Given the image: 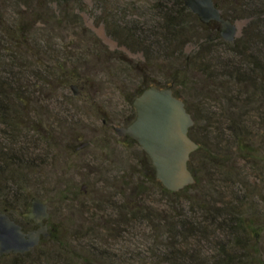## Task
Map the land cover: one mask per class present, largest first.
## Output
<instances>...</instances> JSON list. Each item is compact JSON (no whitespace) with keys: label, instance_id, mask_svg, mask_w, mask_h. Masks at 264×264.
<instances>
[{"label":"rangeland","instance_id":"1","mask_svg":"<svg viewBox=\"0 0 264 264\" xmlns=\"http://www.w3.org/2000/svg\"><path fill=\"white\" fill-rule=\"evenodd\" d=\"M249 1L215 0L238 27L231 45L217 37L216 24L169 2L184 15L187 31L170 49L155 44L145 51L119 31L135 24L154 33L167 0H0V80L12 69L23 90L21 103L0 87V112L20 119L13 129L0 113V147L17 141L12 147L27 149L37 166L23 164L14 174L26 186L20 197L29 200L9 214L31 228L22 213L37 196L49 207L52 232L28 254L3 256L0 264H170L178 256L184 264L194 251L207 264H228L222 247L242 258L229 264H264V74L254 72L262 78L247 88L220 66L239 60L250 14L264 12V1L259 12L246 8ZM204 63L208 73L200 69ZM143 81L171 87L199 116L209 142L219 126L242 116L262 160L245 157L234 138L219 137L227 153L220 159L231 173L207 166L200 154L191 159L194 170H204L197 181L178 193L162 191L148 154L115 131L134 120ZM11 173L0 180L1 197L12 196L4 191ZM190 221L204 228L186 240L177 223Z\"/></svg>","mask_w":264,"mask_h":264},{"label":"trees","instance_id":"2","mask_svg":"<svg viewBox=\"0 0 264 264\" xmlns=\"http://www.w3.org/2000/svg\"><path fill=\"white\" fill-rule=\"evenodd\" d=\"M179 2L182 7L187 9V6L185 5L183 0H167V3L164 5V7L161 10V20L163 21L159 27H156V31L151 33V30H147L149 32V35H146L140 27L137 25L132 26H125L121 27L119 33L125 37L126 40H131L132 42L145 44L146 46H143L145 51L149 49V46H154L155 44H162V47L165 49H170L171 46L176 45L178 41H180V37L185 34L186 27L184 22V15L178 10L175 9L173 5L168 4L169 2ZM264 0H250L249 3H245L246 8L248 7L249 10H254L256 12H259V8L262 7ZM216 6L218 8L219 4L216 3ZM259 7V8H258ZM221 10V9H220ZM222 12V11H221ZM225 16V15H223ZM250 16L254 19L244 33V39L242 38L240 41L244 42V48H241L237 43L240 52L236 53L235 56H239V60L236 59H224L223 62L220 61V66L225 71H233L235 76L237 77V82L242 87H257V80L258 78L261 79V75L254 74L257 70L259 72L264 74V67L261 65V61L264 59L263 56L261 57V54L259 53L260 50L258 48V45H261L260 49H264V21H255V19H261L264 17V12L261 13H255L250 14ZM226 17V16H225ZM258 17V18H257ZM264 20V18H262ZM155 26H158V22ZM154 26V27H155ZM153 27V28H154ZM217 37L221 39V36L217 33ZM149 43V44H148ZM222 43L224 45H231L233 42H227L225 40H222ZM251 43V44H250ZM257 44V45H254ZM258 52V54H257ZM201 71L208 73V66L204 64H201L200 66ZM5 74L7 75L6 80H0V87L3 89L2 91L11 90L12 94L18 98V100L23 103V97L21 96L23 90L20 87L21 85V75L17 72L13 71L12 69L5 70ZM63 78V77H62ZM264 81V80H263ZM145 84L147 86H151L148 82L143 81L139 85ZM141 90V89H140ZM4 95V93H2ZM175 96L178 97L176 93H174ZM252 96V95H250ZM2 97V96H1ZM253 98V97H252ZM247 100H244L245 105L250 101V97L246 98ZM264 99V98H263ZM187 111L192 115L194 119V125L189 130V136L196 141L199 144V148L193 152L190 156L189 160V167L195 174V179L197 181L199 175H201L204 170L203 168L195 167V170L193 166L191 165V159L193 157H197L200 154H203L205 164L209 167H220L227 173H231V170L229 166H227L228 161L225 159H220L221 155H227V153L222 151L221 144L222 139H219V137H232L234 138L239 146V151L242 153L245 157L251 158L253 160H262V154L257 148H254L252 146V140L250 135L247 133L244 127H247L244 120L242 119V116H238L237 118L233 117L230 119L229 124H222L215 130L216 132V140L214 142H209L204 136V133L199 130L198 123L200 122L199 116H196L195 114L191 113V109L186 105ZM2 114L1 121L2 123L8 125L12 124L13 129H15L16 126H19L20 119L16 117H11L5 115V111L0 112ZM211 115H214L213 118H215L214 113H210ZM227 138V139H228ZM14 143V145L11 144H4L0 147V180L3 177V180L6 181L4 178L6 175H8L10 172H12L10 175L11 185L6 187L4 191H6V195H11L9 197H1L0 196V210L7 212L8 214L10 212H15L16 210L20 208H25L28 205L29 198H21L19 193L24 191V188L26 189L25 183L23 181V178H18L15 176V173H18L20 170L19 166H26L28 170L32 168L37 167L35 163L31 162L30 158L28 157V150L25 148H13L12 146H15L18 144L17 141L10 142ZM238 153V152H237ZM26 156L25 158L21 156ZM193 163V162H192ZM153 168V167H152ZM153 180L156 183V185L164 192H171V193H178V192H172L165 188L161 182L156 178L155 174H153ZM181 191V190H180ZM10 193V194H9ZM16 195V197H13V195ZM16 202H21L19 206H15L14 204ZM23 203V204H22ZM10 215V214H9ZM11 216V215H10ZM12 217V216H11ZM180 224L181 227H183L186 232H184V236L186 237V240L188 238H191L195 236L198 233L199 228H204L203 225L194 223L190 221L189 223H177ZM245 228H247V225H245ZM206 230L203 229L202 234L206 236L205 234ZM222 250L225 252L224 254V261H227L228 264L234 260L242 262V258L238 257L235 258L232 255H229V251L226 252L225 247H222ZM249 253L246 255L248 256ZM186 258H183L184 264H207L204 260L198 259L197 254L194 252L188 254L187 256H183ZM228 257V258H227ZM181 256H178L173 259H171L170 264H180ZM192 260V261H191ZM182 261V260H181ZM222 262V261H221ZM221 262H215V264H220ZM227 264V263H225Z\"/></svg>","mask_w":264,"mask_h":264},{"label":"water","instance_id":"3","mask_svg":"<svg viewBox=\"0 0 264 264\" xmlns=\"http://www.w3.org/2000/svg\"><path fill=\"white\" fill-rule=\"evenodd\" d=\"M183 1L203 22L216 24L225 41H235L238 27L223 16L215 0ZM71 88L76 96L80 94L77 85ZM140 89L141 93L133 100L134 120L127 126L116 127L115 131L121 137L136 140L150 157L156 178L168 190L178 192L195 181V173L189 167L191 154L199 148L189 136L194 119L185 102L174 95L171 87L142 84ZM86 145L84 143L81 147ZM23 217L36 227L24 231L9 214L0 210V256L30 252L51 236L49 207L41 198L35 196L30 200Z\"/></svg>","mask_w":264,"mask_h":264},{"label":"flooded vegetation","instance_id":"4","mask_svg":"<svg viewBox=\"0 0 264 264\" xmlns=\"http://www.w3.org/2000/svg\"><path fill=\"white\" fill-rule=\"evenodd\" d=\"M26 210H27V209H26ZM3 212H4V211H3ZM6 213H7V212H6ZM7 214H8V213H7ZM22 216H23V213H22ZM10 217H11V216H10ZM23 219H24V217H23ZM24 220H25V223H27V224H31V225H32L31 228H28V229H27V228L23 227L22 224L19 223V224L22 226V228H23L24 231L32 230V229H34V228L36 227L35 224H34L32 221H30V220H26V219H24ZM15 221H16V220H15ZM16 222H17V221H16ZM17 223H18V222H17ZM51 235H52V232H51ZM42 242H44V241H41L40 243H42ZM33 249H34V248H33ZM33 249H32V250H33ZM32 250H31V251H32ZM31 251H30V252H31ZM28 253H29V252L24 253V254H28ZM10 254H13V253H10ZM24 254H13V255H24ZM6 255H9V254H6ZM6 255H4V256H6ZM0 258H3V256H0Z\"/></svg>","mask_w":264,"mask_h":264}]
</instances>
